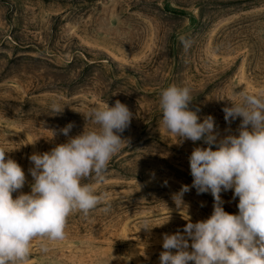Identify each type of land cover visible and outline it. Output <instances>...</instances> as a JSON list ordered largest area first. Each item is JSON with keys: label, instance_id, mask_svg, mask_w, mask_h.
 <instances>
[{"label": "rangeland", "instance_id": "rangeland-1", "mask_svg": "<svg viewBox=\"0 0 264 264\" xmlns=\"http://www.w3.org/2000/svg\"><path fill=\"white\" fill-rule=\"evenodd\" d=\"M173 84L190 88L200 122L211 115L221 135L236 133L241 118L225 121L228 100L264 92V0H0V147L25 171L20 192L31 191L28 157L67 141L59 129L97 130L84 116L106 102L133 113L121 134L129 145L96 185L109 211L69 216L67 238L46 254L34 242L29 264H159L163 234L182 231L188 216L210 217V193L192 188L180 209L172 199L192 184V150L206 147L159 128L160 92ZM53 100L62 113L50 111ZM232 195L221 194L236 214ZM145 218L169 221L140 230Z\"/></svg>", "mask_w": 264, "mask_h": 264}, {"label": "clouds", "instance_id": "clouds-1", "mask_svg": "<svg viewBox=\"0 0 264 264\" xmlns=\"http://www.w3.org/2000/svg\"><path fill=\"white\" fill-rule=\"evenodd\" d=\"M179 40L185 49L191 46L186 37ZM239 97L222 109L229 125L241 118L236 133L229 127L221 135L213 116L200 122L197 112L189 109V87L173 84L160 92L159 128L174 135L177 144L190 140L206 145L192 150V184L182 185L172 199L183 208L184 194L194 188L198 195L210 193L214 203L207 219L192 222L188 216L182 231L163 234L159 264H264V92L241 91ZM64 107L53 100L50 111L57 115ZM84 118L98 129L69 136L74 127L70 122L59 129L68 137L65 143L28 157L33 165L28 169L30 193L19 191L26 183L25 171L6 158L11 151L0 147V264H29L34 242L40 252L48 253L67 238L73 214L86 217L101 205L102 211H109L107 193L98 192L96 185L104 181L112 158L129 145L121 134L130 127L133 113L116 100L114 106L106 102L90 109ZM52 132L51 139L57 135ZM230 190L232 200L238 198L236 214L224 210L221 194ZM13 193L19 194L13 198ZM151 225L145 218L140 230L158 227Z\"/></svg>", "mask_w": 264, "mask_h": 264}]
</instances>
